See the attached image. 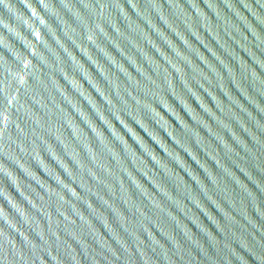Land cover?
<instances>
[{
	"label": "water",
	"instance_id": "obj_1",
	"mask_svg": "<svg viewBox=\"0 0 264 264\" xmlns=\"http://www.w3.org/2000/svg\"><path fill=\"white\" fill-rule=\"evenodd\" d=\"M0 264H264V0H0Z\"/></svg>",
	"mask_w": 264,
	"mask_h": 264
}]
</instances>
